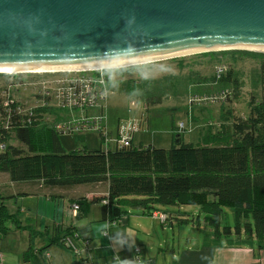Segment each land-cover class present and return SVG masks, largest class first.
Returning <instances> with one entry per match:
<instances>
[{"label": "trees", "instance_id": "obj_1", "mask_svg": "<svg viewBox=\"0 0 264 264\" xmlns=\"http://www.w3.org/2000/svg\"><path fill=\"white\" fill-rule=\"evenodd\" d=\"M212 81L236 99L242 91L234 71ZM260 83L261 99L252 96L248 116L232 119L230 130L223 124L221 134L194 144L186 143L174 125L170 149L132 142L129 147L104 150L101 142L99 150L68 152L56 130L40 128L36 111L29 122V115L19 112L15 102L0 96V114L7 123V129L0 128V142L5 145L0 152V173L8 174L13 183L37 181L47 189L108 183V196L74 201L80 207L79 219L87 216L91 205L100 203L103 218L111 222L123 219L126 209L139 208L152 216L156 206H196L206 214V226L216 235H240L245 221L247 238H255L258 248L264 249V55ZM144 95L148 106L162 104V95L155 97L149 91ZM11 134L21 147L8 144ZM178 135L180 144L176 143ZM6 200L0 193V236L25 228ZM224 208L235 212L234 232L231 227L221 232ZM64 238L67 235L58 243L63 245ZM33 256L30 246L24 261L28 263Z\"/></svg>", "mask_w": 264, "mask_h": 264}, {"label": "rangeland", "instance_id": "obj_2", "mask_svg": "<svg viewBox=\"0 0 264 264\" xmlns=\"http://www.w3.org/2000/svg\"><path fill=\"white\" fill-rule=\"evenodd\" d=\"M262 55L264 53L249 49H219L100 71L0 74V96L7 102H15L19 112L23 114L36 111L40 128L56 130L66 151L83 148L99 150L101 138L98 131L84 128L68 132L61 131L60 128H75L76 123L87 115L93 118L102 115L101 105L81 113L75 106L74 94L70 89L74 80L100 74L107 80L108 95L103 103V115L112 137L118 136V130L123 125L137 123L136 146L153 145L170 149L174 125L184 123L186 130L183 136L186 142L198 144L204 137L221 134L223 124L230 130L232 119L248 116L252 96L257 100L261 99ZM230 71L237 74L243 86L237 99L232 94L226 95L227 90L223 91L212 81L226 76ZM146 91L155 97L162 95V104L148 106L144 95ZM228 117L230 119L226 121ZM0 128L7 129L6 120L1 114ZM8 144L21 147L13 134L9 136ZM48 145L51 148L50 133ZM1 146L0 142V152L3 151ZM28 184L30 185H16L14 188L37 186ZM89 188L86 186L76 190L79 195H85ZM11 190L9 175L0 173V193L7 196ZM23 204L22 213L35 207L36 199L27 198ZM9 206L12 210L14 203ZM180 207L186 214L180 216L183 223L176 225L175 230L168 229L164 232L158 225L161 239L169 240L167 247L170 253L172 248L178 251L180 246L185 247L188 240L202 241L205 237L206 214L196 206ZM99 213L98 207H91V217H97ZM27 214L23 213L21 216L25 222ZM236 224L234 210L224 208L221 232L225 227H231L234 232ZM241 226L242 233L246 236V222H241ZM3 238L0 236V239ZM35 239L38 247L42 242L47 244V240L41 236H36ZM11 240L9 237L4 240V244L8 247ZM51 248L50 255L57 264L74 262V253L63 245L55 244Z\"/></svg>", "mask_w": 264, "mask_h": 264}, {"label": "water", "instance_id": "obj_3", "mask_svg": "<svg viewBox=\"0 0 264 264\" xmlns=\"http://www.w3.org/2000/svg\"><path fill=\"white\" fill-rule=\"evenodd\" d=\"M252 48L264 0H0V68Z\"/></svg>", "mask_w": 264, "mask_h": 264}, {"label": "crops", "instance_id": "obj_4", "mask_svg": "<svg viewBox=\"0 0 264 264\" xmlns=\"http://www.w3.org/2000/svg\"><path fill=\"white\" fill-rule=\"evenodd\" d=\"M135 134L134 145H136ZM184 141L186 142L185 138ZM28 183L37 186L14 188L21 184L30 185ZM86 186L90 187L88 192L79 195L76 189ZM10 187H12L11 193L5 196L6 205L11 213L17 214L21 225L25 228L11 231L0 239L2 254L0 264L26 263L24 254L30 246L34 256L28 264H57L50 255L51 246L59 244V238L65 235L73 240L80 251V254L73 252L74 262L69 264H75V256L79 264H120L123 260H132L135 264H264V249L258 248L255 238L249 239L243 233L216 235L208 226L205 228V237L202 241L188 240L185 247L180 246L178 251L172 248L170 253L167 247L169 240L161 239L159 226L165 232L168 229L175 230L176 225L183 223L180 216L186 212L179 206H171V209L156 206L153 212L164 213L169 217L165 223L139 208H134L126 209L127 213L122 221L114 224L110 219L103 218L102 203L91 205L86 217L77 218L72 211L74 201L79 198L90 200L108 196L109 184L106 182L70 189H47L37 181L13 183L10 180ZM27 198L36 199V205L23 211L24 214L28 213L25 222L21 216L23 202ZM10 203H14L12 210ZM92 206L100 209L97 217L90 215ZM36 236L46 239L47 244L42 242L39 247L36 246ZM9 237L12 240L7 247L4 240ZM137 248L141 249L139 253L136 252ZM47 256L50 258L48 259Z\"/></svg>", "mask_w": 264, "mask_h": 264}, {"label": "built area", "instance_id": "obj_5", "mask_svg": "<svg viewBox=\"0 0 264 264\" xmlns=\"http://www.w3.org/2000/svg\"><path fill=\"white\" fill-rule=\"evenodd\" d=\"M70 89L74 94L75 98V106L78 107L79 111L89 112L93 108L100 106L102 108V115L96 118L90 117L87 115L83 120H79L76 123L75 128H70L71 126L61 127V131L73 132L80 129L88 128L94 129L99 132L102 146L105 147V150H111L118 147H129L133 142V136L138 129L137 123H132L131 125H123L118 130V136L116 138L112 137V133H109L107 130V122L106 117L103 115V103L107 100L108 89H107V80L103 75L96 74L94 76H89L87 78L77 79L71 83ZM29 122L36 117L35 112H29ZM177 130L179 133H183L186 130L185 124L180 123L177 126ZM2 150L5 149V145L2 144ZM108 202H104L107 204ZM72 211L75 216L78 215L80 211V207L77 204H73ZM153 217L159 218L163 223L168 220L167 214L154 212ZM122 219H119L114 224L119 223ZM105 236L107 233L104 234ZM63 245L69 249H71L75 254H80V251L76 248L73 240L71 238H64ZM141 251L140 248L136 249V252L139 253ZM49 259L50 257L47 256ZM0 259H2V254L0 253ZM28 264V263H24Z\"/></svg>", "mask_w": 264, "mask_h": 264}, {"label": "bare ground", "instance_id": "obj_6", "mask_svg": "<svg viewBox=\"0 0 264 264\" xmlns=\"http://www.w3.org/2000/svg\"><path fill=\"white\" fill-rule=\"evenodd\" d=\"M256 52L264 53V48H252L249 49ZM194 51L189 52H178L172 54H164V55H153L142 58L135 59H126V60H117L112 62H103V63H88V64H76V65H53V66H37V67H8V68H0V74L6 75H16L19 73H53V72H87V71H100L105 69H116L123 68L138 64H145L153 61L162 60L165 58L178 56V55H186L193 53ZM200 52V51H197Z\"/></svg>", "mask_w": 264, "mask_h": 264}, {"label": "clouds", "instance_id": "obj_7", "mask_svg": "<svg viewBox=\"0 0 264 264\" xmlns=\"http://www.w3.org/2000/svg\"><path fill=\"white\" fill-rule=\"evenodd\" d=\"M116 63H118V61ZM120 264H135V262L132 260H123V261H120Z\"/></svg>", "mask_w": 264, "mask_h": 264}]
</instances>
